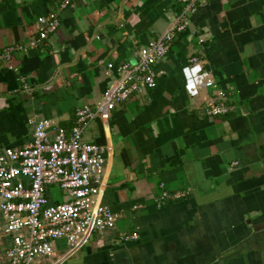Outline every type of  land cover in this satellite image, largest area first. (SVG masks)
I'll list each match as a JSON object with an SVG mask.
<instances>
[{"label":"crops","instance_id":"0c3cea01","mask_svg":"<svg viewBox=\"0 0 264 264\" xmlns=\"http://www.w3.org/2000/svg\"><path fill=\"white\" fill-rule=\"evenodd\" d=\"M60 2L0 0V50L27 49L12 53L14 71L0 66V154L31 141L34 117L69 131L75 110L94 108L119 64L180 12L178 0H74L56 33L28 50L36 19ZM187 22L154 66L155 88L85 131L104 149L101 201L117 223L62 264H264V0H205ZM192 59L232 113L207 118L210 90L186 94ZM161 190L182 196L157 203Z\"/></svg>","mask_w":264,"mask_h":264},{"label":"built area","instance_id":"2783aa9c","mask_svg":"<svg viewBox=\"0 0 264 264\" xmlns=\"http://www.w3.org/2000/svg\"><path fill=\"white\" fill-rule=\"evenodd\" d=\"M73 1L61 0L57 11L36 19V35L29 41L28 50L41 48L56 33L59 12ZM203 1L178 0L180 12L170 26L138 48L134 62L119 64L117 76L110 77L95 107L75 110L74 126L69 131L34 117L29 122L31 141L0 154V241L8 240V264H62L93 237L115 229L118 216L101 201L104 149L85 142L83 135L93 121L107 122L116 108L155 88V64L165 58L174 36L186 29L188 17ZM26 51L21 46L0 50V66L14 71L12 53ZM181 73L189 97L196 98L201 90H210L202 109L205 117L214 119L232 113L233 106L198 61L192 59ZM181 196L161 190L157 203ZM136 239V233L119 237L122 243ZM60 244L64 254L54 261Z\"/></svg>","mask_w":264,"mask_h":264},{"label":"rangeland","instance_id":"374dc122","mask_svg":"<svg viewBox=\"0 0 264 264\" xmlns=\"http://www.w3.org/2000/svg\"><path fill=\"white\" fill-rule=\"evenodd\" d=\"M56 197V196H55Z\"/></svg>","mask_w":264,"mask_h":264}]
</instances>
